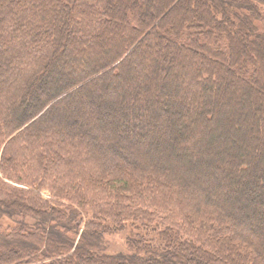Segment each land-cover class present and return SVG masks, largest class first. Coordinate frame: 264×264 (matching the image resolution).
Returning <instances> with one entry per match:
<instances>
[{
  "label": "trees",
  "instance_id": "1",
  "mask_svg": "<svg viewBox=\"0 0 264 264\" xmlns=\"http://www.w3.org/2000/svg\"><path fill=\"white\" fill-rule=\"evenodd\" d=\"M263 9L0 0V264H264Z\"/></svg>",
  "mask_w": 264,
  "mask_h": 264
},
{
  "label": "rangeland",
  "instance_id": "2",
  "mask_svg": "<svg viewBox=\"0 0 264 264\" xmlns=\"http://www.w3.org/2000/svg\"><path fill=\"white\" fill-rule=\"evenodd\" d=\"M263 13H264V9H263ZM129 234H130V230L126 229V231L123 233H119V234L107 237L109 250L110 251L122 250L125 246V243H124L125 238Z\"/></svg>",
  "mask_w": 264,
  "mask_h": 264
}]
</instances>
